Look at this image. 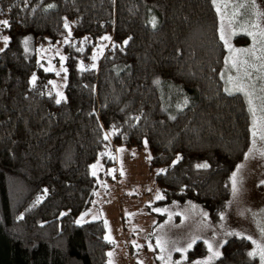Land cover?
Listing matches in <instances>:
<instances>
[{"label":"trees","instance_id":"1","mask_svg":"<svg viewBox=\"0 0 264 264\" xmlns=\"http://www.w3.org/2000/svg\"><path fill=\"white\" fill-rule=\"evenodd\" d=\"M0 19L10 36L0 52V264H108L103 222H77L99 186L91 167L101 159L108 170L118 150L145 141L160 202L195 203L220 221L252 116L224 89L214 0H0ZM57 43L59 104L36 54ZM249 252L232 236L214 264H259ZM205 253L199 241L188 259Z\"/></svg>","mask_w":264,"mask_h":264},{"label":"rangeland","instance_id":"2","mask_svg":"<svg viewBox=\"0 0 264 264\" xmlns=\"http://www.w3.org/2000/svg\"><path fill=\"white\" fill-rule=\"evenodd\" d=\"M214 4L220 21V37L223 35L228 40L225 44L221 38L227 51L221 71L224 89L245 97L252 116V133L254 130L258 133L255 138L252 135L244 160L231 175V178L233 174L237 176L238 191L233 194L230 181L231 196L222 213L225 218L214 222L200 205L191 202L164 204L160 202L162 199H157L162 194L156 184V170L150 168L148 145L144 144L140 150L122 148L123 152L115 156L116 166L108 170L98 159L91 171L95 172L99 186L91 207L77 222H103L105 240L112 245L107 253L108 264H192L209 255L205 246V255L189 261V252L199 241L210 240L218 246L232 236L247 238L261 264L257 244L264 246L261 231L264 229V184L261 183L264 181V157L260 155L264 151V140L259 137L264 131V0H214ZM6 28L0 23V52L10 41ZM4 37H8L7 44ZM238 37L247 38L248 44H237ZM25 39H28V44L24 43L25 50L31 45L35 48L32 36ZM240 49L247 51H236ZM36 54L44 68L53 69L49 71L55 75L51 81L52 92L57 99L60 98L58 93L64 97L67 69L66 60H62L65 58L62 44L36 49ZM116 169L120 173L118 186ZM227 232L234 235L228 236ZM196 237L199 239L186 253L185 260L184 254L175 249H185ZM158 241L166 242L165 251L157 247ZM222 247L218 249L220 253ZM160 256L164 260L158 259Z\"/></svg>","mask_w":264,"mask_h":264},{"label":"snow or ice","instance_id":"3","mask_svg":"<svg viewBox=\"0 0 264 264\" xmlns=\"http://www.w3.org/2000/svg\"><path fill=\"white\" fill-rule=\"evenodd\" d=\"M0 23H2L5 27L9 26V22L7 20L0 21ZM65 27L67 28L68 25L65 24ZM221 38L225 40V44H228V40L223 35H222ZM104 39H109V38L108 37H104ZM4 42H5V44L8 43V37H4ZM24 43H25V45H27L28 44V39H25ZM124 43L126 44L127 41H125ZM230 50H231V48H230ZM236 51L243 52V51H247V50L240 49V50H236ZM63 59H65V58L62 57V60ZM81 69L83 70V65H81ZM52 70H53L52 68L46 69V71H52ZM64 71H66V69H64ZM57 75H59V72H57ZM35 79H36L35 76H33V78H32V83L33 84L35 83ZM57 95L60 98L56 100V103L59 104V103H61V100L64 99V97H63V95L61 93H58ZM252 135H253V138H255L258 135L257 131L254 130ZM259 137H260L261 140H264V131L259 133ZM105 139H107V136L105 137ZM253 142H255V140ZM145 146H147V142L146 141H145ZM260 155L262 157H264V151H261ZM207 166H208L207 164H204V165H199L198 167H205L206 168ZM160 171L163 172L165 170L162 169ZM93 175H95V172H93ZM231 182H232V192L235 195V193L238 191V188H237L238 181H237V176L235 174H233V176L231 178ZM261 183L264 184V181H262ZM157 199H163V196L158 195ZM203 215L206 218L207 214L204 213ZM220 218H221V220H223L225 217H224L223 214H221ZM81 219H83V218H81ZM78 223H79V221H78ZM261 231H262V235H264V229H262ZM226 235L231 236V235H234V233L227 232ZM197 239H199V237L193 238L187 244V247L185 249L176 248L175 250L179 251V252H182L184 254V259L186 260L187 259L186 253L193 248V246L196 244ZM165 243L166 242L158 241L157 247H159L161 249V251H165L166 250L165 249ZM225 243H226V241H225ZM204 244L206 246V249H207V252L209 253V255L205 259H202V260L198 259V260L193 261L192 264H213V262L215 260H217V259H219L221 257V253H220V251L218 249H219V247H222L223 244L218 245V246H214L213 242L210 241V240H205ZM257 250H258V253H259V258H260L261 264H264V246H261V245L257 244ZM109 255H111V253H109ZM248 255L250 257H255L257 255V252H255V251L254 252H249ZM158 259L164 260V257L160 256V257H158ZM169 259H170V257H169ZM178 264H179V262H178Z\"/></svg>","mask_w":264,"mask_h":264},{"label":"crops","instance_id":"4","mask_svg":"<svg viewBox=\"0 0 264 264\" xmlns=\"http://www.w3.org/2000/svg\"><path fill=\"white\" fill-rule=\"evenodd\" d=\"M120 151H122L121 149H120ZM119 150H118V153L120 152ZM131 151V150H130ZM123 152V151H122Z\"/></svg>","mask_w":264,"mask_h":264}]
</instances>
